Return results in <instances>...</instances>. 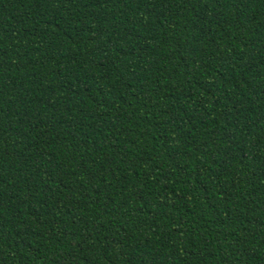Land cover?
<instances>
[{
    "label": "trees",
    "instance_id": "trees-1",
    "mask_svg": "<svg viewBox=\"0 0 264 264\" xmlns=\"http://www.w3.org/2000/svg\"><path fill=\"white\" fill-rule=\"evenodd\" d=\"M0 264H264V0H0Z\"/></svg>",
    "mask_w": 264,
    "mask_h": 264
}]
</instances>
